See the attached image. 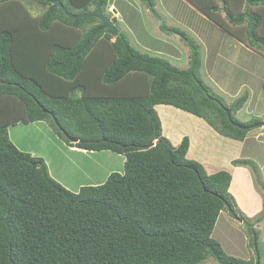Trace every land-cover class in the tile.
Returning a JSON list of instances; mask_svg holds the SVG:
<instances>
[{"label":"trees","instance_id":"trees-1","mask_svg":"<svg viewBox=\"0 0 264 264\" xmlns=\"http://www.w3.org/2000/svg\"><path fill=\"white\" fill-rule=\"evenodd\" d=\"M27 1L0 0V264H203L210 257L253 264L213 238L224 210L248 221L230 192L231 173L209 174L189 159V137L173 146L156 110L175 107L243 142L263 120L237 118L249 95L228 105L202 76L201 46L165 24L154 0L148 4L161 29L190 48L185 69L138 50L116 18L117 36L98 18L69 17L55 0H36L45 12L34 16ZM59 1L73 15L95 11L99 2ZM221 1L228 20L216 0H201L199 8L234 37L247 29L264 46L261 6ZM110 3L102 1L107 18ZM42 121L69 147L124 155V172L73 193L9 137L11 125Z\"/></svg>","mask_w":264,"mask_h":264},{"label":"rangeland","instance_id":"rangeland-1","mask_svg":"<svg viewBox=\"0 0 264 264\" xmlns=\"http://www.w3.org/2000/svg\"><path fill=\"white\" fill-rule=\"evenodd\" d=\"M110 1L107 9L112 15L110 19L118 20L117 24L121 31L128 34L138 50L167 59L180 68L185 69L189 66V46L180 35L166 33L161 29V22L155 18L153 12L155 10L165 24L184 31L190 39L195 40L201 46L204 61L202 76L228 105H232L245 94L249 95L246 104L236 116L245 123L256 117L263 119L258 123L260 125L253 124L249 127L252 134L248 135L243 145L242 158L252 162L250 168L256 174L253 176L255 184L249 180L250 184L245 187V191L242 188L243 192L238 189L240 188L238 180L232 185L234 197L238 195L237 199L235 197L238 208L247 216L248 221L241 222L234 218L228 210H224L213 233V238L222 245L228 255L253 264H259V261L264 264L263 43L256 37L250 36L247 29L240 32L242 38L234 37L226 32L223 27L217 25L200 10L201 0H193L197 1V4L190 0H154L153 10L149 7V0ZM216 1L221 16L227 19L224 11L226 6L221 0ZM251 1L253 5L261 6L264 12V0ZM249 3H243V11ZM24 4L34 16L45 12V7H42L36 0H28ZM253 5L249 6L250 12L257 9ZM227 11L232 12L230 8ZM229 25L234 27L232 23ZM241 27L237 25V28ZM251 45L255 48L250 49ZM156 110L162 122L163 134L173 146H179L185 137H189L190 148L189 154L187 153L189 159L200 162L210 174L223 169L220 162L216 163L214 160H219L223 154L228 152L227 146L223 145V143L229 144L227 139L223 136L222 139L219 134V136L216 135V131L204 120L188 112L165 105L156 106ZM8 132L21 151L49 164L53 175L48 169L53 179L73 193L85 186L103 184L114 172H124L126 157L114 151L71 153L68 144L60 139L52 129L50 121L33 124L21 122L11 125ZM218 140L224 142L219 144ZM236 146L239 148L240 145ZM221 152H223L222 155ZM203 264L218 263L210 257Z\"/></svg>","mask_w":264,"mask_h":264},{"label":"crops","instance_id":"crops-1","mask_svg":"<svg viewBox=\"0 0 264 264\" xmlns=\"http://www.w3.org/2000/svg\"><path fill=\"white\" fill-rule=\"evenodd\" d=\"M195 119H197V118H195ZM213 133H215V132L213 131ZM251 134H252V132H249L248 133V135H251ZM216 135H218L217 132H216ZM248 135H247L246 139L243 142H241V141L240 142L239 141H236L235 142V140L230 139V138H226V137H224V139H227L228 142H229V144L223 143L224 142L223 140L222 141H219L218 140V143L219 144L223 143V145H226L227 146L228 152L225 153V154H223V155H222L223 152H221L222 157L219 160H214V161L216 163L220 162L221 166L223 167V169H221V170H227L229 173H231L233 179H232V183H231V187H230V192L233 194V196H234L235 193H234V189L232 188V185H233V183L236 182V180H238L240 182V188H238V189H240L241 192H243L242 191L243 190L242 188H244V191H245V187L250 184V181L249 180L253 181V183H254V180H253L254 172L252 171V169L250 167H248V166H234V165H232V162L234 160L243 159L242 158V156L244 154V147H243V145L247 141ZM9 137L13 141V139L10 136V134H9ZM222 139H223V137H222ZM13 143L16 145L15 141H13ZM191 144H193V142H191ZM233 145H235L234 148H233ZM236 145H240L239 148H237L238 146H236ZM69 148H70L69 150H70L71 153H73V152H75V153H79V152L80 153H84L86 151V150L78 149V148H74V147H69ZM47 165H48V168L50 169V172L52 174L51 166L49 164H47ZM205 169L207 170L206 167H205ZM221 170H218L217 172H219ZM217 172H215V173H217ZM209 174H210V172H209ZM235 197L237 199L238 198V195H235Z\"/></svg>","mask_w":264,"mask_h":264},{"label":"water","instance_id":"water-1","mask_svg":"<svg viewBox=\"0 0 264 264\" xmlns=\"http://www.w3.org/2000/svg\"><path fill=\"white\" fill-rule=\"evenodd\" d=\"M102 1L103 0H99L98 4H97V8L95 11L91 12V13H86V14H80V15H73L71 13L68 12V10L64 7V5L59 1V0H55L52 1V3L60 8H62L64 10V12L71 18L74 19H79V18H86V17H95L101 20V22L103 23V27L101 29H110L116 36L119 34L116 25L114 24V22L105 17L102 13ZM228 115L229 118H231V112L228 110ZM234 123V121H232ZM236 126L241 127L240 125L234 123ZM260 125V124H258Z\"/></svg>","mask_w":264,"mask_h":264},{"label":"clouds","instance_id":"clouds-1","mask_svg":"<svg viewBox=\"0 0 264 264\" xmlns=\"http://www.w3.org/2000/svg\"><path fill=\"white\" fill-rule=\"evenodd\" d=\"M110 19V18H109ZM112 20V19H111ZM113 21V20H112ZM115 24V23H114ZM116 25V24H115ZM117 28V27H116Z\"/></svg>","mask_w":264,"mask_h":264}]
</instances>
